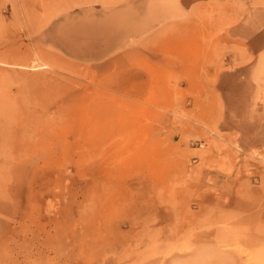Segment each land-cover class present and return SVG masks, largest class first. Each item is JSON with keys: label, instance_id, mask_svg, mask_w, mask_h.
<instances>
[{"label": "rangeland", "instance_id": "rangeland-1", "mask_svg": "<svg viewBox=\"0 0 264 264\" xmlns=\"http://www.w3.org/2000/svg\"><path fill=\"white\" fill-rule=\"evenodd\" d=\"M142 3L0 0V264H160L199 241L264 264V147L239 148L215 86L233 19ZM104 10L123 43L99 45Z\"/></svg>", "mask_w": 264, "mask_h": 264}, {"label": "crops", "instance_id": "crops-1", "mask_svg": "<svg viewBox=\"0 0 264 264\" xmlns=\"http://www.w3.org/2000/svg\"><path fill=\"white\" fill-rule=\"evenodd\" d=\"M142 1L138 0L136 3L141 2L143 7ZM178 3L186 8L195 3L200 9L229 12L228 15L233 20L226 28V36L222 34V38L225 39L226 45L235 47L236 50L229 53L225 59L226 64L216 71L215 75L217 77L215 86L222 102L223 120L234 128L238 146L242 151L263 148L264 107L258 99V94L264 88V0H178ZM141 12L140 10L139 13ZM186 25L188 26L184 28H191V23ZM137 27L138 23L132 29L135 37L139 38L143 35V28L139 26V30ZM120 29V39L124 37L127 39L128 26L125 25L126 30ZM98 32L106 33L99 45L124 42L120 40L113 42L112 33L107 37L108 31L105 26L99 30L95 28V37H98ZM160 35L158 33L152 38H160ZM151 42L159 43L161 40ZM205 252L215 256L201 257ZM216 252L215 245L199 241L189 250L169 254L160 264H240L238 258Z\"/></svg>", "mask_w": 264, "mask_h": 264}, {"label": "bare ground", "instance_id": "bare-ground-1", "mask_svg": "<svg viewBox=\"0 0 264 264\" xmlns=\"http://www.w3.org/2000/svg\"><path fill=\"white\" fill-rule=\"evenodd\" d=\"M131 2H133V1H131ZM136 2L138 3V0H137ZM137 3H136V4H137ZM140 3H141V2H140ZM136 4H135V7L137 6ZM125 5H126V4H125ZM123 6H124V5H123ZM88 8L90 9V7H88ZM88 8H86L85 10L88 11V10H89ZM91 8H93V7H91ZM94 8H95V7H94ZM105 8H106V7H105ZM112 8H114V7H111L110 9H112ZM116 8H117V7H116ZM110 9H109V10H110ZM135 9H136V8H135ZM144 9H145V8H144ZM90 10H91V9H90ZM96 10H97V9H96ZM117 10H118V8L116 9V11H117ZM132 10H133V9H132ZM102 11H103V9H102ZM116 11H114V12H116ZM142 11H143V10H142ZM144 11H145V10H144ZM144 11H143V14H144ZM92 12H93V10H92ZM95 12H96V11H95ZM97 12H99V11L97 10ZM104 12H105V10H104ZM104 12H103V13H104ZM111 12H112V11H111ZM132 12H134V11H132ZM137 12H138V10H137ZM137 12H135L136 15H137ZM158 12H159V11H158ZM87 13H88V12H87ZM93 13H94V12H93ZM105 13H106V12H105ZM141 13H142V12H141ZM141 13H140V14H141ZM156 13H157V12H156ZM101 14H102V13H101ZM143 14H142V15H143ZM159 14H160V13H159ZM77 15H78V14H77ZM102 15H104V16H101V17L103 18V23L100 24V26H99V25L97 26V30H99L100 27H102V26H103V27L105 26V27H107V29H109V28H112L113 25L116 24L117 22H118V23L121 22V20H120L118 17H116V16H117L116 14H115L116 16H114V15H112V14H108V13H107L106 15H105V14H102ZM142 15H139V14H138L137 16L140 17V16H142ZM72 16H73V15H72ZM84 16L88 17V18L85 17L87 20L91 18V15H90V14H89V15L85 14ZM99 16H100V13H99ZM76 17H77V16H76ZM78 17H79V16H78ZM82 17H83V16H82ZM82 17L80 16L79 18L81 19ZM127 17H128V16H127ZM127 17H126V18H127ZM73 18H74V17H73ZM73 18H72V19H73ZM104 18H107V23L104 21ZM128 18H129V17H128ZM133 18H134V17H133ZM133 18H131V19H133ZM141 18H142V17H141ZM70 19H71V18H70ZM118 19H119V20H118ZM137 19H138V18H137ZM143 19H146V18L144 17ZM65 20H66V19H65ZM76 20H77V19H76ZM82 20H83V19H82ZM90 20H91V19H90ZM126 20H127V19H126ZM129 20H130V19H129ZM129 20H127V21H129ZM141 20H142V19H141ZM157 20H159V18H158ZM61 21H62V20H61ZM79 21H80V20H79ZM83 21H85V20H83ZM123 21H124V20H123ZM138 21H139V20H138ZM159 21H161V20H159ZM159 21H158V22H159ZM76 22H78V20H77ZM93 22H94V21H92V23H93ZM125 22H126V21H125ZM131 22H132V21H131ZM136 22H137V21H136ZM64 23H65V22H64ZM104 23H106V24L104 25ZM129 23H130V22H129ZM58 24H59V23H58ZM85 24H86V23H85ZM96 24H97V23H96ZM130 24H131V23H130ZM67 25H68V24H67ZM131 25H132V24H131ZM58 26H60V24H59ZM63 26H65V25H63ZM63 26H61V27H63ZM68 26H69V25H68ZM134 26H135V24H134ZM138 26H139V24H138ZM143 26H144V28L146 27L145 25H143ZM76 27H77V26H76ZM140 27H141V25H140ZM152 27H153V26H152ZM132 28H133V27H132ZM137 28H138V27H137ZM147 28H148V27H147ZM58 29H59V28H58ZM58 29H56V30H58ZM138 29H139V28H138ZM141 29H142V28H141ZM150 29H151V27H150ZM53 30H54V29H53ZM139 30H140V29H139ZM144 30L146 31L147 29H144ZM48 32H49V31H48ZM103 32H104V31H103ZM80 34H81V33H80ZM97 34H98V37H99L100 32H98ZM102 34H103V33H102ZM105 34H106V33H104V36H105ZM53 35H54V34H53ZM68 35H69V34H68ZM71 35H72V33H70L69 36H71ZM57 36H58V35H57ZM57 36L55 35V37H57ZM66 36H67V35H66ZM72 36H73V35H72ZM81 36H82V35H81ZM81 36H80V37L78 36V37H76V38H82ZM96 36H97V35H96ZM60 38H61V37H60ZM69 38H70V37H69ZM73 38H74V37H73ZM83 38H85V37L83 36ZM91 38H92V37H91ZM96 38H97V37H96ZM100 38L102 39V37H99V39H100ZM57 39H58V38H57ZM57 39H56V40H57ZM64 39H65V38H64ZM99 39H97V40H99ZM56 40H55V44H57ZM73 40H74V39H72V41H73ZM75 40H76V39H75ZM60 41H61V40H60ZM62 41H63V40H62ZM64 42H65V40H64ZM64 42H63V43H64ZM66 42L69 43V41H66ZM71 43H74V42H71ZM71 43H70V45H69L70 47H71V45H72ZM58 44L60 45L61 43H58ZM73 46H74V45H73ZM73 46H72V47H73ZM63 47H64V46H63ZM67 47H68V46H66V48H67ZM69 49H71V48H69ZM69 49H68V50H69ZM70 51H71V50H70ZM94 51H95V50H94ZM80 53H82V52L80 51ZM77 54H78V53H77ZM83 54H84V53H83ZM169 253H171V252H169Z\"/></svg>", "mask_w": 264, "mask_h": 264}]
</instances>
